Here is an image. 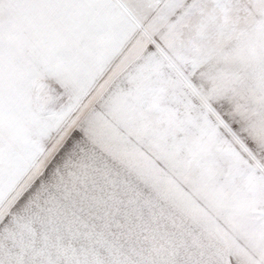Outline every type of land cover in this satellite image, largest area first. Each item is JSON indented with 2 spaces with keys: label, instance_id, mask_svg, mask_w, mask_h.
I'll return each mask as SVG.
<instances>
[{
  "label": "snow or ice",
  "instance_id": "1",
  "mask_svg": "<svg viewBox=\"0 0 264 264\" xmlns=\"http://www.w3.org/2000/svg\"><path fill=\"white\" fill-rule=\"evenodd\" d=\"M0 264H264V0H0Z\"/></svg>",
  "mask_w": 264,
  "mask_h": 264
}]
</instances>
